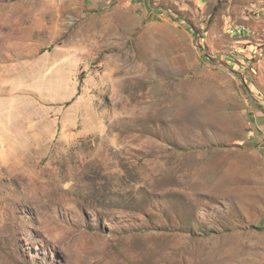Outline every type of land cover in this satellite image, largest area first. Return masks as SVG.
<instances>
[{
    "label": "rangeland",
    "instance_id": "374dc122",
    "mask_svg": "<svg viewBox=\"0 0 264 264\" xmlns=\"http://www.w3.org/2000/svg\"><path fill=\"white\" fill-rule=\"evenodd\" d=\"M0 264H264V0H0Z\"/></svg>",
    "mask_w": 264,
    "mask_h": 264
}]
</instances>
